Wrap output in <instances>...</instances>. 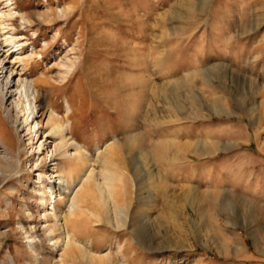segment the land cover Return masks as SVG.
<instances>
[{"label":"rangeland","instance_id":"374dc122","mask_svg":"<svg viewBox=\"0 0 264 264\" xmlns=\"http://www.w3.org/2000/svg\"><path fill=\"white\" fill-rule=\"evenodd\" d=\"M8 2L2 58L51 79L86 152L44 169L78 173V208L58 187L42 206L38 147L60 142L40 134L32 151L0 102V154L20 159L0 175V264H264V0ZM53 206L72 228L56 251Z\"/></svg>","mask_w":264,"mask_h":264},{"label":"bare ground","instance_id":"6f19581e","mask_svg":"<svg viewBox=\"0 0 264 264\" xmlns=\"http://www.w3.org/2000/svg\"><path fill=\"white\" fill-rule=\"evenodd\" d=\"M7 1H9L8 6L11 8L13 6L12 4L13 2H11L12 0L11 1L7 0ZM3 11L4 10L1 11L0 9V30L7 29L8 32L7 31L6 32L10 33L9 28L11 27L14 28L13 22L16 21L15 19L19 17V14L16 13L14 10L11 11V9L7 14H5ZM19 24H18L19 30L22 29L23 31L31 27V23H29L28 20L25 19V16L22 17L21 23ZM12 31L13 33L12 34L10 33L11 36L15 32H17L18 29L14 28ZM2 43L3 40L0 41V102L4 107L6 115L12 121L13 126L16 128V130L18 132L22 131L26 136L25 138L28 137L27 139L30 145L29 147L32 151L35 149L33 145L34 140L37 139L40 136V134H43L44 138H46V136L48 137L57 136V141L60 142L59 147L57 146L50 147L49 154L45 153L47 149L45 144L42 143L38 147V151H37L38 160L37 163L35 164V169L36 172L38 173L37 180H39L42 183L45 181L48 183L47 189L42 188L40 190V201L42 203V206H45L47 204V195H50L51 198L53 197L54 204L56 203L55 201L56 197L54 196L53 190L58 187L59 189L67 193L68 196H71L70 203H71V211H72L75 207H77L76 205L78 204L79 197L81 194L79 189L76 192H74V188L71 189V186L75 187L77 179L79 182L80 177L78 173H76L75 177H73L74 183H71V179L67 178L64 174H55V172H51L50 175L45 174V170H46L45 165L48 162V160H50L52 165H54L57 161V156L59 152H61V150H62L61 155L66 157V159H70L73 156L78 158L80 165L82 160L85 158V152H86L85 145L83 144V142H79L78 138H76L73 134L71 115L67 114L66 116H61L59 110L55 105L51 93L55 91L57 86L52 84L51 79H48L49 77L36 78L33 81H29L28 79L23 78L20 72H17V69L13 67L14 66L13 61L9 62V56L2 58L1 55L6 54V52H8L3 49V45L1 46ZM20 43L21 42L19 41V39L13 38V40L9 43V45L10 46L13 45V47L20 48L23 45ZM4 44H6V42ZM18 50H21V48ZM18 50H15L14 52ZM5 73L8 74V77L6 78H5ZM43 87L46 88L45 90L49 94V101L47 102L46 105H44L45 103L43 102L44 99L42 93L45 92ZM14 95L16 96L17 107H15V103L13 100L11 101L10 105L7 106L6 103L10 102L9 99ZM44 110L45 111L47 110L50 113L49 119L46 122V124H44L43 119H41L43 113L42 111ZM0 142H2L1 139ZM73 150H76V152ZM19 161L20 159L15 160V158L9 155L7 152H5L3 155L0 154V172H1L0 175L3 176L6 175V179L15 175V172L17 170L15 171L13 169H17L18 165L20 164ZM3 163L11 167L12 169L11 168L9 170L5 169L4 165H2ZM84 181L85 180H82V184L84 183ZM111 181L113 183L119 182L118 177L114 178L113 175L111 176ZM82 184L80 185V187H82ZM52 210H53L54 224L53 225L46 224L44 230L47 236L49 237V240L53 242V249H54L53 251H56L58 250V246L61 243L65 245L68 243L72 228H71L70 220L64 219L63 223L61 222L60 216L56 214L55 206H53ZM28 215H31V213L29 212ZM44 218L46 223L49 222L46 214L44 215ZM57 229H60L59 235L57 234ZM35 239L36 237H34L33 235L28 237V245H29V250L32 253L33 257L37 261H39L40 259L39 245L37 244V242H35L36 241ZM10 264H15V262L12 261Z\"/></svg>","mask_w":264,"mask_h":264},{"label":"crops","instance_id":"0c3cea01","mask_svg":"<svg viewBox=\"0 0 264 264\" xmlns=\"http://www.w3.org/2000/svg\"><path fill=\"white\" fill-rule=\"evenodd\" d=\"M89 145V144H88ZM102 145H105L106 146V143H103Z\"/></svg>","mask_w":264,"mask_h":264}]
</instances>
